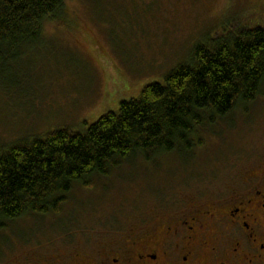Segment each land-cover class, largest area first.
Returning <instances> with one entry per match:
<instances>
[{
    "label": "rangeland",
    "instance_id": "374dc122",
    "mask_svg": "<svg viewBox=\"0 0 264 264\" xmlns=\"http://www.w3.org/2000/svg\"><path fill=\"white\" fill-rule=\"evenodd\" d=\"M65 5L69 25L45 24L43 38L0 66V145L55 128L81 129L136 99L147 84L161 82L207 36L235 22L264 23V0ZM197 128L193 146L125 161L106 177L74 184L56 214L9 222L0 230V264L40 263L52 254L74 262L86 250L123 239L141 213L169 194L226 192L237 170L253 167L245 162L264 157V89L247 106Z\"/></svg>",
    "mask_w": 264,
    "mask_h": 264
},
{
    "label": "trees",
    "instance_id": "16d2710c",
    "mask_svg": "<svg viewBox=\"0 0 264 264\" xmlns=\"http://www.w3.org/2000/svg\"><path fill=\"white\" fill-rule=\"evenodd\" d=\"M66 0H0V66L67 26ZM235 22V21H234ZM223 28L136 99L81 129L55 128L0 145V230L23 216L56 214L74 184L106 177L123 162L193 146L198 128L245 107L264 89V23Z\"/></svg>",
    "mask_w": 264,
    "mask_h": 264
},
{
    "label": "flooded vegetation",
    "instance_id": "af4514ba",
    "mask_svg": "<svg viewBox=\"0 0 264 264\" xmlns=\"http://www.w3.org/2000/svg\"><path fill=\"white\" fill-rule=\"evenodd\" d=\"M249 164L234 173L226 192L169 194L141 213L123 239L94 246L74 262L52 254L40 263L9 264H264V157Z\"/></svg>",
    "mask_w": 264,
    "mask_h": 264
}]
</instances>
